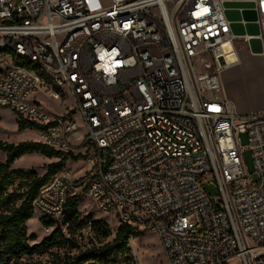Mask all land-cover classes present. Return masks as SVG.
<instances>
[{"label": "built area", "instance_id": "built-area-1", "mask_svg": "<svg viewBox=\"0 0 264 264\" xmlns=\"http://www.w3.org/2000/svg\"><path fill=\"white\" fill-rule=\"evenodd\" d=\"M241 38L264 55V0H0V106L88 165L39 189L38 221H60L86 190L119 223L155 232L168 264H264V111L240 115L221 93ZM38 95L76 106L51 112Z\"/></svg>", "mask_w": 264, "mask_h": 264}, {"label": "trees", "instance_id": "trees-1", "mask_svg": "<svg viewBox=\"0 0 264 264\" xmlns=\"http://www.w3.org/2000/svg\"><path fill=\"white\" fill-rule=\"evenodd\" d=\"M17 123L19 131L38 128V124L29 122L19 114ZM0 150L6 155L5 160H0V264H30L23 259L24 255L42 254L53 246L68 247V250L56 255L53 264H136L130 241L131 237L143 232H135L130 224L121 222L113 239L106 241L112 231L102 219H93L88 213L74 224L80 215L79 194L69 196L65 204L66 214H71L68 220L71 236H65L62 229L57 227L41 241L30 244L35 236L29 235L27 223L35 215L33 202L39 189L55 173L65 168L69 158L78 160L80 156L32 140L13 143L0 139ZM30 153H40L58 160L49 162L42 175L33 168H12L17 158ZM41 221L45 227L54 225L53 220L42 218ZM88 221H91V230L99 237V244L80 248L76 233L85 228Z\"/></svg>", "mask_w": 264, "mask_h": 264}, {"label": "rangeland", "instance_id": "rangeland-1", "mask_svg": "<svg viewBox=\"0 0 264 264\" xmlns=\"http://www.w3.org/2000/svg\"><path fill=\"white\" fill-rule=\"evenodd\" d=\"M235 45L240 59L235 64L226 66L222 70L221 93L234 104L236 112L240 115L264 111V55L254 53L249 41L243 38L237 39ZM37 97L47 110L55 113H64L68 108L72 109L76 106V102L72 96L59 101L44 95H38ZM17 118L18 113L11 107L0 106V139L13 143L25 140L40 141L38 133L34 130L26 129L19 131ZM240 139L243 144H247L248 134L241 133ZM244 160L247 169L252 173L254 179H259L252 152L248 148L244 151ZM71 161H78L74 165V168H79L80 174L86 168V160L83 157H80L78 160L71 158ZM47 164V157L40 153H30L17 158L12 168H33L37 172H42ZM200 182L209 199L213 202L215 208H217L218 198H220V188L216 179L203 175L200 177ZM78 194L80 195L78 205L80 215L76 218L77 220L74 224H77L82 216L90 213L93 219H102L104 222H107L111 228L112 235L106 241L112 240L120 225L119 219L114 217L110 212L99 209L95 205L94 200L88 197L86 190ZM70 216L71 214H66L65 212L61 216L60 221H54L50 232L62 226L66 228L68 235L71 236V226L68 223L69 218H71ZM44 228L45 226L42 221H38L36 216L30 219L28 224L29 235L34 234L35 236L34 240H30V244L39 242L46 236ZM76 238L80 248L99 244V237L92 230L89 231L86 228L78 230ZM130 242L136 264H168L160 244V239L155 232L149 230L143 231L141 235L134 237ZM64 250H68V247L53 246L42 254L24 255L23 259L30 264H53L56 255L62 254ZM73 252H76V250L73 249ZM239 261L240 259L235 258L233 264H239Z\"/></svg>", "mask_w": 264, "mask_h": 264}, {"label": "crops", "instance_id": "crops-1", "mask_svg": "<svg viewBox=\"0 0 264 264\" xmlns=\"http://www.w3.org/2000/svg\"><path fill=\"white\" fill-rule=\"evenodd\" d=\"M48 159V163L49 162H52V161H56L58 160L57 158H47ZM0 160H5V152H0ZM15 162V161H14ZM78 162V161H77ZM76 161H71V158H69L66 163H65V168L62 170L63 172H65L66 174H68L71 178H78L80 177L83 173H84V170L88 167L87 163H86V168L83 170V172L80 174V170L79 168H74V165L77 163ZM14 164V163H13ZM12 164V166H13ZM46 170V167L45 169L42 171V172H38L40 175H42Z\"/></svg>", "mask_w": 264, "mask_h": 264}, {"label": "bare ground", "instance_id": "bare-ground-1", "mask_svg": "<svg viewBox=\"0 0 264 264\" xmlns=\"http://www.w3.org/2000/svg\"><path fill=\"white\" fill-rule=\"evenodd\" d=\"M240 59V57H239V55L235 58V60L234 61H232V62H229V65H233V64H235L238 60ZM228 65V66H229ZM30 222V221H29ZM29 222L27 223V224H29ZM50 230H51V228H49L48 230H46L45 228H44V232L46 233V234H48L49 232H50ZM132 241V240H131ZM130 245H131V242H130Z\"/></svg>", "mask_w": 264, "mask_h": 264}, {"label": "water", "instance_id": "water-1", "mask_svg": "<svg viewBox=\"0 0 264 264\" xmlns=\"http://www.w3.org/2000/svg\"><path fill=\"white\" fill-rule=\"evenodd\" d=\"M230 17H234L235 15H232L231 13L229 14ZM235 60V57L232 55L229 57V61L232 62Z\"/></svg>", "mask_w": 264, "mask_h": 264}]
</instances>
